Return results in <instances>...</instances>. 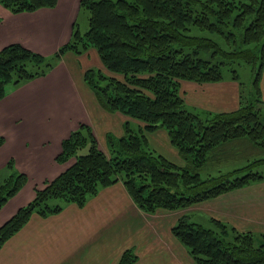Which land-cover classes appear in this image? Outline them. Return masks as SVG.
<instances>
[{"label":"trees","instance_id":"1","mask_svg":"<svg viewBox=\"0 0 264 264\" xmlns=\"http://www.w3.org/2000/svg\"><path fill=\"white\" fill-rule=\"evenodd\" d=\"M56 1L0 0V4L20 13L54 7ZM79 6L87 12V29L74 28L72 39L52 55L43 56L17 42L0 48V98L7 85L46 75L60 52L80 53L93 46L107 72L93 67L84 71L83 78L97 101L105 110L121 111L143 125L134 128L125 123L119 137L108 133L107 154L90 126L79 124L62 139L55 157L59 164L72 161L35 188L33 198L5 220L0 245L31 214L57 213L66 203L81 206L99 188L118 181L133 203L151 213L158 208L181 209L264 178V103L258 82L264 63V0H79ZM197 29L216 33L224 46L213 37L191 33ZM233 61L259 62L249 96L240 87L239 107L212 113L187 108L179 82L219 81L224 76L222 65ZM231 71L237 80V71ZM158 127L167 131L183 165L146 144L145 130ZM4 141L0 136V146ZM238 161L243 165L221 171L222 165ZM7 167L12 168L11 160ZM203 171L206 175L201 177ZM26 181L19 170L7 173L0 182V208ZM171 227L197 264H264L262 234L257 238L219 219L201 222L188 214ZM135 258L126 249L116 264H132Z\"/></svg>","mask_w":264,"mask_h":264},{"label":"crops","instance_id":"2","mask_svg":"<svg viewBox=\"0 0 264 264\" xmlns=\"http://www.w3.org/2000/svg\"><path fill=\"white\" fill-rule=\"evenodd\" d=\"M80 12L79 0H57L54 7L20 13L0 4V48L17 42L50 56L72 39ZM37 38L54 50L42 53L39 47L32 48L33 42L39 44ZM90 57L93 65L86 63ZM52 67L46 75L7 85L6 95L0 98V136L5 140L0 149L8 143L14 146L20 141L18 138H24L20 144L28 150L26 138L42 134L36 148L22 159L10 155L11 169L6 165L8 157L0 164V181L9 171L16 169L24 173L25 168L38 167L44 159L51 161L49 166L59 169V174L71 162L55 161L61 152V141L79 124L90 126L105 153L108 133L119 137L125 123L129 126L134 123V128L143 125L121 111L105 110L97 101L83 78L89 68L104 69L93 46L80 53L72 49L60 52ZM261 70L258 82L264 103V63ZM179 85L185 105L194 111L224 112L239 107L240 85L231 77L199 83L187 79ZM64 100L72 101L75 111L59 112L54 119L51 111L59 109ZM25 111L28 113L23 116ZM144 134L151 150L178 166L184 164L163 127L145 130ZM7 204L8 201L0 208V226L26 203H17L4 214ZM184 214L201 222L207 218L219 219L238 232H253L259 238L258 234L264 235V178L181 209L158 208L151 213L133 203L124 184L118 181L99 188L81 206L66 203L57 213L31 214L28 222L0 245V264H116L126 249L136 255L132 264H197L171 230Z\"/></svg>","mask_w":264,"mask_h":264},{"label":"rangeland","instance_id":"3","mask_svg":"<svg viewBox=\"0 0 264 264\" xmlns=\"http://www.w3.org/2000/svg\"><path fill=\"white\" fill-rule=\"evenodd\" d=\"M87 27H88L87 12L82 11L79 13V16H78L76 24H75V28L78 31L80 30V32H84L87 29ZM191 33L195 34V35L199 34V35H203V36L205 35V36L213 37L216 41H218L220 46H224V42H225L224 39L218 37V35H216V33H209L208 34L207 32L200 31L198 29H197V31L193 30ZM37 41H38L37 43H39V44H36V42H33L32 48L33 47H39L41 50L40 52H42V53H45V52L51 53V51L54 50L53 46H51V45L46 46L38 38H37ZM29 44H31V43H29ZM32 51H36V50L33 49ZM36 52H38V51H36ZM201 55L205 58L209 57V54L207 53V51H201ZM81 61H82V59H81ZM83 62L85 63V61H83ZM86 63H88V65H93L94 61H93V59L91 60V57H90V60L86 61ZM258 64H259V62H257L256 64L253 65L252 63H247V62L233 61V63H230V64H223L221 67V70L223 72V75L226 77L232 76L231 70L237 71V74H238L237 80L239 83H241V86H240L242 88L241 90L244 91L243 94H245V96L247 97V96H249L248 95V89H250V87H251V84H252L251 80H252L253 75H254L253 69L255 67H257ZM101 71L104 73L107 72L104 69H101ZM103 84H101V85H103ZM71 111H75L73 104H72V101H70V103H69L66 100H64L62 106L59 109L52 110L51 112H53V114H55L54 119H57L56 116H59V114H58L59 112H71ZM27 113L28 112L25 111L23 113V116L27 115ZM262 117H264V112H262ZM134 125L135 124L132 123L130 126H134ZM45 131L48 132L47 129H45ZM41 135L42 134L39 135V133H37V134L29 135V137L26 138V140L29 141V149L28 150H24L22 147V144H20V141L22 142L24 140V138H22V139L18 138V139H20V141H16L14 146H11L10 143L6 144L5 146H2V148L0 149V164L3 163V161H6L7 157H8L7 158L8 161L6 163L8 164V162L10 161V155L11 154H13L15 156V158L17 157L18 159H22L26 155L27 152H32V150L34 148H36V146H37L36 143L40 139L38 137ZM106 142H107V140H106ZM105 146H106V144H105ZM85 150H86V148L83 151H85ZM45 154H47V151H45ZM107 154H108V152H107ZM68 161H72V160L69 159ZM50 162L51 161H49L48 159H44V160L40 161V164L38 167H34L35 165H30V167H27L24 169L25 170L24 173L27 176V181L30 180L29 184L26 187L25 186L27 183V181H26V183L24 185L25 190L22 187L20 189V190H22V189L24 190L22 193L17 195L18 192L20 191L19 190L16 193L17 197H16V195H14L13 197H11L8 200V204L5 206L4 211H3L4 214H5V212H8V210L15 208V206L18 205L17 203H22V204L28 203V200H31L33 198L35 188L42 187L43 184L45 183V181H50L52 178L57 176L59 169H53L54 167L52 168L51 164L49 166ZM241 165H243V163L239 162V161L237 163H228L226 165H222L221 171L226 172V171L235 169ZM263 166L258 167V169H261ZM210 172L212 174H215L217 171H216V169H214V171L210 170ZM200 175H201V177H203L206 175V172L203 171L200 173ZM14 197H16V200L11 202L10 200L13 199Z\"/></svg>","mask_w":264,"mask_h":264}]
</instances>
